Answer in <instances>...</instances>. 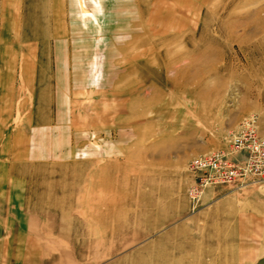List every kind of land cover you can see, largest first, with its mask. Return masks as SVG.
Instances as JSON below:
<instances>
[{
  "label": "rangeland",
  "instance_id": "374dc122",
  "mask_svg": "<svg viewBox=\"0 0 264 264\" xmlns=\"http://www.w3.org/2000/svg\"><path fill=\"white\" fill-rule=\"evenodd\" d=\"M250 120L264 0H0V216L46 264H255L264 182L189 194Z\"/></svg>",
  "mask_w": 264,
  "mask_h": 264
},
{
  "label": "built area",
  "instance_id": "2783aa9c",
  "mask_svg": "<svg viewBox=\"0 0 264 264\" xmlns=\"http://www.w3.org/2000/svg\"><path fill=\"white\" fill-rule=\"evenodd\" d=\"M253 122L232 136L229 149L192 158L189 169L200 174L189 190L193 202L210 185L264 182V140L257 137Z\"/></svg>",
  "mask_w": 264,
  "mask_h": 264
},
{
  "label": "crops",
  "instance_id": "0c3cea01",
  "mask_svg": "<svg viewBox=\"0 0 264 264\" xmlns=\"http://www.w3.org/2000/svg\"><path fill=\"white\" fill-rule=\"evenodd\" d=\"M17 219V216H0V264H14L13 252L17 255L15 264H46L45 247L41 241L24 232ZM3 236L5 239L2 240ZM19 246L25 247L24 251L20 250L24 255H19Z\"/></svg>",
  "mask_w": 264,
  "mask_h": 264
},
{
  "label": "water",
  "instance_id": "95a60500",
  "mask_svg": "<svg viewBox=\"0 0 264 264\" xmlns=\"http://www.w3.org/2000/svg\"><path fill=\"white\" fill-rule=\"evenodd\" d=\"M255 264H264V257L260 258Z\"/></svg>",
  "mask_w": 264,
  "mask_h": 264
}]
</instances>
